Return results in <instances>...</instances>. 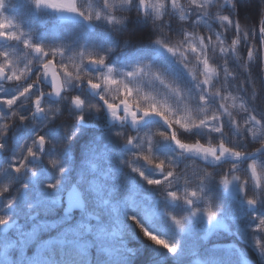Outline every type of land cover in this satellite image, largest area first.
<instances>
[{"label":"clouds","instance_id":"9594fccd","mask_svg":"<svg viewBox=\"0 0 264 264\" xmlns=\"http://www.w3.org/2000/svg\"><path fill=\"white\" fill-rule=\"evenodd\" d=\"M32 2L38 8L75 14L90 24L103 21L109 34L72 47L35 42L18 26L0 28V38L20 41L24 49L22 60L0 51V79L19 85L10 98L0 97V225L12 220V208L25 194L26 206L33 208L37 201L29 190L37 184L39 204L48 205L41 211L58 204L71 180L75 153L91 131L89 121L99 123L106 117L111 139L83 141L87 155L75 184L87 180L95 190L109 170L98 176L88 173L99 170L100 161L117 143L122 149L118 165L157 186L159 203L149 207L161 213L128 208V243L121 241L124 264H177L182 234L193 222L204 226L228 222L224 194L233 195V186L254 220L249 264H264V213L257 212L264 204V162L255 158L264 157V114L254 107L257 98L264 97V0H258L255 23L241 22L234 15L238 0ZM4 5L0 0V9ZM211 21H219L218 27ZM173 22L176 32L170 29ZM149 42L169 54L182 75L138 54ZM123 60L128 62L121 64ZM153 120L163 127L146 126ZM24 126L32 129L31 135L20 137L10 152L9 137ZM194 130H207V138L185 136ZM161 142L174 146V153L158 152ZM186 157L199 159H184L181 165ZM149 169L158 178L149 175ZM213 182L224 192H211ZM76 194L74 190L72 197ZM94 203L104 220L107 210L99 205H107V198ZM84 229V235L91 232L88 225ZM97 239L94 235L83 243L93 245ZM95 246L99 248L98 243Z\"/></svg>","mask_w":264,"mask_h":264},{"label":"trees","instance_id":"16d2710c","mask_svg":"<svg viewBox=\"0 0 264 264\" xmlns=\"http://www.w3.org/2000/svg\"><path fill=\"white\" fill-rule=\"evenodd\" d=\"M252 4L255 5L254 8ZM252 9L254 10L253 13ZM2 12L14 22L11 30H16L18 26L19 29L31 33L35 42H44L46 44L63 42L69 43L72 47H77L84 41L90 44L97 35L109 34L107 25L103 21L91 24L83 18L63 21L55 12L46 8L36 7L32 0H5ZM234 15L241 22L255 23L259 16L258 0H238ZM210 25L218 27L219 21H211ZM170 26L172 31H178L177 25L174 22ZM75 41L78 45H76ZM0 51L7 52L9 57L23 59L24 49L20 41L9 39L6 43H0ZM138 54L152 57L171 71L182 75L179 66L174 63L173 58L150 42L142 44L138 49ZM111 59H114V57H111ZM127 62V60L120 61L121 64H126ZM233 64L235 65V61H233ZM258 67L259 65L257 64V70ZM257 74L259 76L258 71ZM18 86L17 82L9 81L0 84V97L10 98L16 93ZM0 104H2V101H0ZM254 107L258 113L264 114V97H258L254 103ZM25 111H27V108ZM105 119L106 117L99 123L89 121L88 127L91 131L85 136L101 137L104 140H110L111 128L107 125ZM157 124L163 127L162 124L154 121L148 122L146 126ZM29 129L30 127L28 126L17 127L15 129V134L11 135L13 138L9 139L13 145L10 148V152L15 151L20 137L31 135L32 131ZM197 135L202 139H206L207 130H194L191 133L185 134L189 138H194ZM85 136L82 138L81 146L76 152L77 162L75 161L71 180L66 182L65 188L71 182L76 181V173L81 167V161L87 155L84 151L87 144L83 141L88 140L89 137L85 138ZM163 143L165 142H161V146H158L161 147L157 148L158 152L161 154H173L175 149H172L170 146L166 147ZM121 152V146L114 143L111 155L105 158L106 162L105 160H101L99 170L96 173H88L89 175L98 176L100 172L106 169L109 170L108 177L101 178V183L96 186L95 190H97V195H100V200L105 198L108 200V212L111 211L112 213L107 214L108 217L105 220L107 221V228L115 230V236H105L103 233L100 238L98 237L94 241L93 245H85L83 241L92 240L91 237L93 235L83 236L80 228L75 229L59 218L57 221L50 220L44 227H30L32 229L27 230L26 233H35V243L28 242L24 245L22 241L24 240L25 233L14 236L11 248H8L6 253L7 260H4L5 264H100L101 261H103V264H124L125 249L122 247L121 241L123 240L125 244L128 243L125 238V226L128 223L126 216L128 208L144 207L146 212L154 215H161V213L149 207L150 204L159 203L157 200V186L148 185L138 174L128 172L119 166L117 158ZM251 158L253 157L249 159ZM255 158L264 162V157L260 154H255ZM184 159L198 158H182L179 161L181 165H183ZM246 165L247 160L243 162L242 167L246 168ZM213 166L218 171L220 170L219 165ZM148 174L157 178L159 176L157 173L152 172L151 169L148 170ZM118 183L120 187L116 188V184ZM83 184L88 186L87 180L79 185L82 186ZM86 186V194H88L89 188L94 190L92 187L88 186V188ZM35 188H39V185H35ZM222 189V186L217 185L215 182L209 186V190L213 193H222ZM33 199L35 198L33 197ZM224 199L228 205L226 215L229 217L230 226L228 227L230 229L225 231L220 228L208 233L201 224L204 229L203 234L201 229L189 226L186 232L182 234L183 248L177 258V264H181L186 259L190 260L191 264H245V261L250 262L254 255L253 245L249 239L250 231L254 225L251 212L243 203H235L233 199L227 202L229 198L225 195ZM96 200L100 201L99 199ZM88 203L90 207L93 206L90 198H88ZM171 207L177 211L181 210V206L179 205ZM52 208L56 212V215L61 211L60 206L54 205ZM257 212L264 213V204L258 206ZM75 231L79 232L78 236ZM111 240L117 243L115 248L112 249L106 247ZM96 243L99 244V248L95 246Z\"/></svg>","mask_w":264,"mask_h":264},{"label":"rangeland","instance_id":"374dc122","mask_svg":"<svg viewBox=\"0 0 264 264\" xmlns=\"http://www.w3.org/2000/svg\"><path fill=\"white\" fill-rule=\"evenodd\" d=\"M248 8V7H247ZM1 10V9H0ZM243 10V9H242ZM253 9H252V13H253ZM59 15H60V17H62V18H64V19H69V18H76V17H78L77 15H75V14H69V13H60V12H57ZM85 24L88 26V27H90L88 24H87V22H85ZM4 26V24H3V20H2V22H1V24H0V27L2 28ZM170 29H171V26H170ZM75 43H76V45H78L77 44V42L75 41ZM164 145L165 144H168V143H163ZM159 146H161V145H159ZM158 148H161V147H158ZM223 188V187H222ZM223 190V192H224V189H222ZM232 191H233V195H228L227 193H225L224 195L225 196H227L229 199H228V201L227 202H229V200H231V199H233L234 201H235V203H243L241 200H240V198H239V196L238 195H236L235 194V186H233V189H232ZM222 192V193H223ZM244 204V203H243ZM245 205V204H244ZM109 206V205H108ZM245 207H247L246 205H245ZM110 208H112V207H110ZM248 208V207H247ZM113 209V208H112ZM229 220H228V222L227 221H218V222H215V223H213V224H206V226H204L201 222H193L190 226L191 227H196V228H198V229H201L202 231H203V234H204V229L208 232V233H211V232H213V231H215V230H217V229H220V228H222V229H224L225 231H227V230H229L230 229V227H228V226H230V224H229ZM204 226V229H203V227H202V225ZM80 231V230H79ZM231 231V230H230ZM76 232V235L78 236V234H79V232L78 231H75ZM103 234V233H102ZM102 234H98V237L100 238L101 237V235ZM104 234H105V236H107V235H109V236H115V230L114 229H106V231H104ZM91 239H93V237L91 238ZM27 241H30L29 239H27ZM117 245V243L114 241V240H111L109 243H108V245H106V247H110L111 249L112 248H115V246ZM6 258L4 257V256H1L0 255V264H5V260ZM7 260V259H6ZM9 262V261H8ZM245 264H249V262H247V261H245Z\"/></svg>","mask_w":264,"mask_h":264},{"label":"flooded vegetation","instance_id":"af4514ba","mask_svg":"<svg viewBox=\"0 0 264 264\" xmlns=\"http://www.w3.org/2000/svg\"><path fill=\"white\" fill-rule=\"evenodd\" d=\"M30 131H32V129L30 128L29 129ZM89 136H85V138H87ZM13 137L10 136L9 139L11 140ZM164 146L168 147L169 144H165ZM75 161L77 162V156H76V153H75ZM74 161V164L76 163ZM32 189H30L29 191H31ZM39 192V188H37V190ZM64 192L65 190H63L60 194H59V198H61L63 195H64ZM86 193V192H85ZM39 195V194H38ZM27 200H28V196L27 194H25L23 197H21V199L17 202V204L15 205L14 208H12V220H17V224L15 226L14 229L20 227L22 225V221H24L26 218L29 220V216L27 215V212L25 210V206H26V203H27ZM16 207H19L21 210L20 211H16ZM62 212H64V210L62 209ZM60 212L59 215L64 217V214ZM21 213V214H20ZM22 215V216H21ZM83 218V215L80 214V213H73L72 215H67V219H68V222L71 226H74L77 222H81L82 220H84V225H88V224H91V221H89L88 219ZM26 221V220H25ZM96 220H93V226L96 225ZM12 229V230H14ZM10 233H7V234H0V239H6L8 236H9Z\"/></svg>","mask_w":264,"mask_h":264},{"label":"water","instance_id":"95a60500","mask_svg":"<svg viewBox=\"0 0 264 264\" xmlns=\"http://www.w3.org/2000/svg\"><path fill=\"white\" fill-rule=\"evenodd\" d=\"M7 38H0V41L5 42L7 41ZM5 81L4 79H0V83ZM74 190H76L77 194L73 195ZM65 203L67 204L66 211L67 212H73L74 210L83 209L84 207V200L83 197L78 190L77 186L74 184L72 187L67 191L65 195ZM11 224H7L6 226H2V231L7 232L10 229Z\"/></svg>","mask_w":264,"mask_h":264},{"label":"snow or ice","instance_id":"6c2138e0","mask_svg":"<svg viewBox=\"0 0 264 264\" xmlns=\"http://www.w3.org/2000/svg\"><path fill=\"white\" fill-rule=\"evenodd\" d=\"M54 0H37V4H41V3H53ZM65 2H67V0H65ZM3 24H4V30H7L9 28L13 27V21L7 19V18H3ZM12 35H16L15 32L12 33ZM37 48H39L40 46H36ZM90 59H95V57H90ZM209 211V216L213 215L211 209L208 210Z\"/></svg>","mask_w":264,"mask_h":264},{"label":"bare ground","instance_id":"6f19581e","mask_svg":"<svg viewBox=\"0 0 264 264\" xmlns=\"http://www.w3.org/2000/svg\"><path fill=\"white\" fill-rule=\"evenodd\" d=\"M253 3H254V2H253ZM254 6H255V5H254V4H252V7H253V8H254Z\"/></svg>","mask_w":264,"mask_h":264}]
</instances>
